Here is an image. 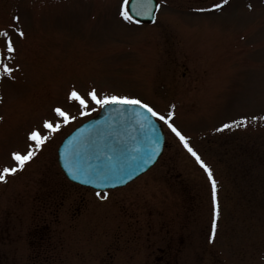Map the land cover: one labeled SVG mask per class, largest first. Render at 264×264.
<instances>
[{"label": "rangeland", "instance_id": "rangeland-1", "mask_svg": "<svg viewBox=\"0 0 264 264\" xmlns=\"http://www.w3.org/2000/svg\"><path fill=\"white\" fill-rule=\"evenodd\" d=\"M118 2L0 0V30L9 32L15 49L7 53L0 36L1 72L5 63L12 68L0 77V168L12 167L16 161L11 154L34 144L28 139L33 129L49 136L13 173L10 185L0 188H40L43 179L53 176L59 139L98 108L86 97L94 111L83 109L81 115L78 103L67 100L73 88L84 96L95 89L101 97H138L162 114L172 112L171 123L211 168L220 212L216 241L210 240L213 205L207 173L163 121L159 160L122 190L136 188L148 196L150 189L168 188L172 179L184 182L204 200L200 241L210 248L215 244L217 264H264V0H232L178 18L183 26L194 27L191 37L168 21L174 7L186 13L189 4L162 0L157 22L144 26L125 20ZM57 106L75 119L56 132L43 129V121L58 119ZM241 117L248 119L231 124ZM224 124L230 126L221 128ZM249 163L251 173L246 171ZM85 192L90 203L105 204V196ZM111 194L106 197L109 209Z\"/></svg>", "mask_w": 264, "mask_h": 264}, {"label": "flooded vegetation", "instance_id": "flooded-vegetation-1", "mask_svg": "<svg viewBox=\"0 0 264 264\" xmlns=\"http://www.w3.org/2000/svg\"><path fill=\"white\" fill-rule=\"evenodd\" d=\"M43 181L40 188H0V264L218 262L215 244L200 241L204 200L184 182L172 179L148 196L114 190L109 209L107 199L96 205L81 189L63 188L56 173Z\"/></svg>", "mask_w": 264, "mask_h": 264}, {"label": "water", "instance_id": "water-1", "mask_svg": "<svg viewBox=\"0 0 264 264\" xmlns=\"http://www.w3.org/2000/svg\"><path fill=\"white\" fill-rule=\"evenodd\" d=\"M128 8L133 18L151 20L154 3L150 0L145 6L130 0ZM146 115L150 114L140 105L102 107L59 146V163L65 174L82 184L106 188L121 185L149 168L161 152L163 132L158 122L153 117L145 119Z\"/></svg>", "mask_w": 264, "mask_h": 264}, {"label": "snow or ice", "instance_id": "snow-or-ice-1", "mask_svg": "<svg viewBox=\"0 0 264 264\" xmlns=\"http://www.w3.org/2000/svg\"><path fill=\"white\" fill-rule=\"evenodd\" d=\"M133 4L136 3H143L145 6L150 3V0H132ZM227 0H220L219 3H214L211 5L212 8H219L222 4L226 3ZM128 4L129 0H122L121 4V16L125 20L132 19V16L129 14L128 10ZM133 12L136 11V8L133 7ZM151 11L150 9L148 10ZM144 14V13H139ZM14 19L18 20V17H14ZM14 31L18 33L20 36H23L24 33L20 28H14ZM0 36L5 38V49L6 52L11 54L14 53V45L12 37L9 35L8 31L0 30ZM2 63V62H0ZM3 72H0V75L4 74H10L12 72V68L8 66V64H3ZM89 97L92 102H94L99 107H104L105 105L109 104H120V105H140L144 109H146L147 114L144 118L151 120V117H156L160 121H163L167 124L168 128L171 129L172 133L175 134L176 137L179 138L180 142L183 143L184 147L188 150V152L191 153L193 157H195L196 161L203 167L204 171L207 173V178L211 185V202L213 205L212 209V220H211V230L212 235L214 236L217 228V218L220 215L219 212V204L217 199V181L215 180L211 168L200 158V156L197 154V152L190 146L188 143V137H186L173 123H171V117L173 116L172 112H169L167 115L162 114L159 111H156L150 104L144 102L143 100L139 99L138 97H128V96H117V95H105L103 97L98 96L95 89H92L91 91L86 93V96L81 95L78 91H76L74 88L68 93L67 100L70 102H76L78 103V106L82 109L80 112L81 115H85L86 113L83 111V109H87L88 111H94V109L89 107V99L86 98ZM58 119L53 121L45 120L43 121V128L46 130H50L51 132H56L60 130L62 125L68 124L71 120H74L75 117L71 116L69 112L65 111L63 108L57 106L53 109ZM247 117H241L239 121H232L231 124H239L242 122L247 121ZM253 120L257 119V117H252ZM261 119H264V117H261ZM229 124L221 125V128H228ZM28 139L34 144L28 145V150L25 153L21 152H13L11 154L12 159L16 161V163L12 167L4 166L3 168H0V181H4L6 179V176L9 174H13L17 172L19 169H23L26 162L31 160L36 154L37 150H40L44 143L49 139L48 135H44L41 133L38 129H33L31 132L28 133ZM150 162V160H149ZM71 172L72 170L69 169ZM74 178L75 177L74 174ZM92 182V181H89ZM97 195L99 196L100 193L97 192ZM211 238V237H210Z\"/></svg>", "mask_w": 264, "mask_h": 264}]
</instances>
